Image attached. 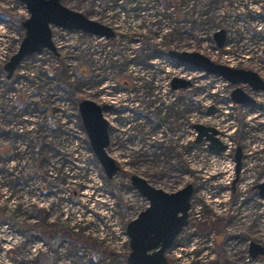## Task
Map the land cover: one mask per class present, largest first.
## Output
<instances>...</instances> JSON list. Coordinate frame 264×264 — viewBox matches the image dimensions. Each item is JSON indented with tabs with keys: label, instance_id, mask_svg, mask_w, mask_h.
<instances>
[{
	"label": "rangeland",
	"instance_id": "obj_1",
	"mask_svg": "<svg viewBox=\"0 0 264 264\" xmlns=\"http://www.w3.org/2000/svg\"><path fill=\"white\" fill-rule=\"evenodd\" d=\"M61 2L115 36L52 28L57 55H31L6 79L28 14L18 0H0V264H126V225L148 206L133 175L168 193L194 186L189 224L166 251L169 264H211L216 228L221 252L227 237L264 246V201L251 191L264 181V92L168 56L197 52L264 81V0ZM255 2L259 13L241 11ZM222 29L229 48L217 49L213 35ZM173 77L191 83L180 97L170 91ZM236 87L255 104H234ZM82 100L97 103L109 122L106 151L119 167L111 180L82 126ZM196 124L215 129L228 148L195 143ZM226 260L237 259L230 251Z\"/></svg>",
	"mask_w": 264,
	"mask_h": 264
},
{
	"label": "water",
	"instance_id": "obj_2",
	"mask_svg": "<svg viewBox=\"0 0 264 264\" xmlns=\"http://www.w3.org/2000/svg\"><path fill=\"white\" fill-rule=\"evenodd\" d=\"M24 5L28 18L21 24L25 35L18 50L4 66L6 79H10L18 65L27 57L39 54L44 50L57 55L52 41V28L65 31L82 32L98 38L111 39L114 31L97 21H94L78 11L67 8L61 0H18ZM216 48L223 47L226 31L218 30L213 35ZM168 56L181 64L195 67L202 73L222 78L232 86L247 85L254 92H264V81L253 71L228 67L218 64L197 52L170 50ZM190 81L173 78L170 83L172 90L186 89ZM231 101L238 105H252L254 99L239 87L230 94ZM208 111L214 113V107ZM78 114L88 137L90 148L98 160L105 177L114 178L119 172L116 161L109 156L106 149L110 144L109 122L103 116L102 108L90 100L78 103ZM197 136L195 143L208 142L210 150L223 152L227 146L216 139V131L200 124L194 125ZM240 152L237 149L235 160L239 170ZM130 183L134 189L147 201L148 206L126 225V236L130 252L126 264H169L165 253L173 244L180 232L186 227L190 208L191 185H186L177 192L166 193L155 189L144 179L133 175ZM261 200H264V181L254 186ZM256 250V251H252ZM252 258L264 255L262 248L250 244Z\"/></svg>",
	"mask_w": 264,
	"mask_h": 264
},
{
	"label": "flooded vegetation",
	"instance_id": "obj_3",
	"mask_svg": "<svg viewBox=\"0 0 264 264\" xmlns=\"http://www.w3.org/2000/svg\"><path fill=\"white\" fill-rule=\"evenodd\" d=\"M23 5V4H22ZM24 6V5H23ZM26 10V9H25ZM260 17H264V12L260 13L259 15ZM22 24V23H21ZM82 33V32H80ZM53 41V40H52ZM21 43V42H20ZM19 48V47H18ZM171 59V58H170ZM242 90V89H241ZM183 90H172V92H176L178 93V96L180 97V92H182ZM243 91V90H242ZM246 93V92H245ZM247 94V93H246ZM249 95V94H248ZM251 96V95H249ZM252 97V96H251ZM253 98V97H252ZM254 99V98H253ZM255 101V99H254ZM256 102V101H255ZM254 102V104H255ZM252 104V105H254ZM228 148V147H227ZM240 152V151H239ZM241 155V153H240ZM239 168H240V160H239ZM239 172V170H238ZM237 172V173H238ZM146 181V180H145ZM149 184V183H148ZM150 186H152L151 184H149ZM188 185V184H187ZM191 185L192 187V194H191V197L194 193V186L192 184H189ZM257 185V184H256ZM186 186V185H185ZM184 186V187H185ZM255 186V185H254ZM254 186L251 188V191L252 192H255L257 191L256 189H254ZM154 187V186H152ZM182 187V188H184ZM155 188V187H154ZM181 188V189H182ZM155 189H158V188H155ZM161 190V189H160ZM180 190V189H179ZM177 190V191H179ZM164 191V190H163ZM175 191V192H177ZM166 192V191H164ZM168 193V192H166ZM173 193V192H171ZM258 193V191H257ZM259 196V194H258ZM191 197H190V208H191ZM260 198V197H259ZM229 199V198H228ZM190 208H189V211H190ZM189 211H188V214H189ZM142 212V211H141ZM188 219H187V225L186 227L188 226ZM186 227H184V229H186ZM183 229V230H184ZM182 230V231H183ZM217 231V228L214 229ZM182 231L180 232V234L178 236L181 235ZM215 231V235H214V239H213V235H212V243H211V249L209 251L210 253V260H211V264H229L228 261L226 260V256L227 254L229 255L230 254V251L233 252V256L237 259L236 260V264H247L245 261L247 262H251V263H256L258 261H262L264 260V255H257L255 258H252L251 254H250V244L251 243H254L258 246H260L262 248V250L264 251V246L261 245L259 243V240L258 241H246L245 237L243 236H236V237H227L225 240H224V243H223V249L224 251L221 252L219 249H218V246L219 244L221 243V239L220 237L222 238L221 234L220 233H216ZM177 236V237H178ZM174 243V242H173ZM171 247V246H170ZM169 247V248H170ZM168 248V249H169ZM167 249V250H168ZM192 249L195 250V247L192 246ZM253 252L256 251V250H252ZM165 257H166V253H165ZM167 259V258H166ZM168 261V259H167ZM169 263V261H168ZM230 264H233V263H230Z\"/></svg>",
	"mask_w": 264,
	"mask_h": 264
},
{
	"label": "built area",
	"instance_id": "obj_4",
	"mask_svg": "<svg viewBox=\"0 0 264 264\" xmlns=\"http://www.w3.org/2000/svg\"><path fill=\"white\" fill-rule=\"evenodd\" d=\"M123 1H125V0H120V2H123ZM260 2H255V3H250L249 5H246V11H244V9H242L241 11H243V12H245V14L246 13H250L251 15L252 14H254V13H259L260 12V4H259ZM259 4V5H258ZM237 13H239L240 12V9L239 10H237L236 11ZM250 16V15H249ZM111 28V27H110ZM112 29V28H111ZM113 30V29H112ZM114 31V30H113ZM115 33V32H114ZM92 37H95V36H92ZM99 39H103V38H99ZM225 42H226V40H225ZM225 44V43H224ZM212 76H214V75H212ZM214 77H217V76H214ZM174 78V77H173ZM172 78V79H173ZM181 78V77H180ZM218 79H220V80H222V81H224L223 79H221L220 77H217ZM171 79V80H172ZM224 82H226V81H224ZM170 83H171V81H170ZM190 87V86H189ZM186 89H188V87L186 88ZM186 89H180V90H186ZM170 91H172V89H171V87H170ZM215 109V108H214Z\"/></svg>",
	"mask_w": 264,
	"mask_h": 264
},
{
	"label": "trees",
	"instance_id": "obj_5",
	"mask_svg": "<svg viewBox=\"0 0 264 264\" xmlns=\"http://www.w3.org/2000/svg\"><path fill=\"white\" fill-rule=\"evenodd\" d=\"M237 10H239V9L234 10L235 12H233L232 14L235 15ZM223 11H224V14H227V15L230 14V7L225 6ZM250 16H251V14H250ZM223 48H229V46L225 45ZM32 168H34V167H32Z\"/></svg>",
	"mask_w": 264,
	"mask_h": 264
},
{
	"label": "bare ground",
	"instance_id": "obj_6",
	"mask_svg": "<svg viewBox=\"0 0 264 264\" xmlns=\"http://www.w3.org/2000/svg\"><path fill=\"white\" fill-rule=\"evenodd\" d=\"M201 195H203V194H201Z\"/></svg>",
	"mask_w": 264,
	"mask_h": 264
}]
</instances>
